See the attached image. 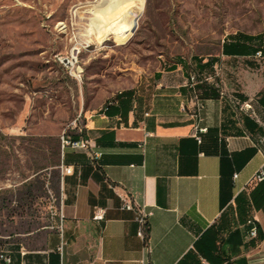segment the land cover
Segmentation results:
<instances>
[{"label":"crops","instance_id":"1","mask_svg":"<svg viewBox=\"0 0 264 264\" xmlns=\"http://www.w3.org/2000/svg\"><path fill=\"white\" fill-rule=\"evenodd\" d=\"M240 33L254 35L236 31L219 55L193 57L211 88L201 121L188 93L204 84L190 86L192 73L173 67L90 115L85 135L97 159L62 149L59 136L57 161L45 169L57 171L60 217L14 241L2 237L0 252L11 258L2 264H264V181L245 187L264 170V66L256 40L238 51ZM213 57L210 67L196 66ZM199 126L207 128L201 143ZM125 194L151 212L146 239Z\"/></svg>","mask_w":264,"mask_h":264},{"label":"rangeland","instance_id":"2","mask_svg":"<svg viewBox=\"0 0 264 264\" xmlns=\"http://www.w3.org/2000/svg\"><path fill=\"white\" fill-rule=\"evenodd\" d=\"M136 2L0 0V241L60 217L57 171L45 168L61 133H87L90 115L155 71L180 67L204 83L193 57L219 55L231 33L264 38V0H145L138 24ZM73 45L79 79L58 59ZM188 94L204 101L198 86Z\"/></svg>","mask_w":264,"mask_h":264},{"label":"built area","instance_id":"3","mask_svg":"<svg viewBox=\"0 0 264 264\" xmlns=\"http://www.w3.org/2000/svg\"><path fill=\"white\" fill-rule=\"evenodd\" d=\"M82 45V44H81ZM81 45L78 47H71V52L68 51L65 55H60L58 57L59 61L66 67L67 72L77 79L81 78L82 72H79L78 69L81 68L80 65V54H81ZM258 59L264 58V50L257 51L255 55ZM198 81H196V75L192 74L189 77L188 84L190 86H195ZM243 107L247 110H252L253 106L251 102H245L243 104ZM196 108H197V116L198 120H202V113L205 108L204 101L198 100L196 102ZM198 131L194 134L195 138L199 143L202 142V136L201 133L206 132L207 128L205 126H199ZM80 136L78 138H72L71 135L68 133H61L60 135V142H61V148L64 149L66 147H71L73 149H82L88 151L90 158L97 159L100 157L101 152L98 150H93L92 145L90 143V139L83 134L82 129H80ZM238 174L234 175V180L237 178ZM264 181V170L260 169L257 173H255L246 183L245 187H247L250 184L258 183ZM123 199V207L125 209L133 210L136 212L137 216L136 219L139 223L137 235L142 238L146 239V228L148 227V218L151 215V212L146 211L145 205L142 203H139L136 199L131 197L128 194H125L122 196ZM105 217V208L104 207H96L94 209L93 218L97 221L103 220ZM251 235H256V229L253 228L251 231ZM2 262H11V258L8 255L7 252H0V264Z\"/></svg>","mask_w":264,"mask_h":264},{"label":"trees","instance_id":"4","mask_svg":"<svg viewBox=\"0 0 264 264\" xmlns=\"http://www.w3.org/2000/svg\"><path fill=\"white\" fill-rule=\"evenodd\" d=\"M239 35L244 38V42H242V43H236L235 44V46H237V48H238V51H244L245 50L244 46H246V45L248 46V43H251L254 40H256L257 41V44H258V49L255 50L256 51L255 54L257 53V51H259L261 49L264 50V38L262 36H260V35H248V34H243V33H240ZM222 45H223V51H225L226 50V48H225L226 44L223 42ZM216 60H217V58L216 57H213V58L209 59V61H207V62L204 63L202 61V59H198V63H197L196 66L201 71V69H204L205 67H210L211 65H213ZM202 84H204V85H201L200 86L202 88L201 89V95L203 97H206L207 95L210 94L211 88L206 89V87H207L206 85H208L207 82H204ZM132 92L133 91L131 89L130 90H126V91H122L121 93H117L115 95L114 99L115 98H119V96L121 94H128V95H130V94H132ZM83 134H85L84 131H83ZM71 136H72V138L75 139V138H78L80 136V134L79 133H76V134L71 135Z\"/></svg>","mask_w":264,"mask_h":264},{"label":"bare ground","instance_id":"5","mask_svg":"<svg viewBox=\"0 0 264 264\" xmlns=\"http://www.w3.org/2000/svg\"><path fill=\"white\" fill-rule=\"evenodd\" d=\"M124 1V0H123ZM126 1V0H125ZM137 2V4H136V8H137V14H138V16L139 15H141V13H142V11H143V8H144V2H145V0H136ZM122 2V1H121ZM127 13V12H126ZM124 20H125V18H124ZM100 24V25H106V23H104L102 20H99V22H94V25L95 24ZM120 23H121V21H119V22H117V23H115V24H113L112 25V28L115 30L116 28H118L119 27V25H120ZM108 25V24H107ZM129 31V30H128ZM127 31V32H128ZM125 33V34H123V35H121L120 37H119V41H123L124 39H127V37L130 35V32H128V33ZM78 46H80V45H73V47H78ZM81 50H82V46H81Z\"/></svg>","mask_w":264,"mask_h":264},{"label":"water","instance_id":"6","mask_svg":"<svg viewBox=\"0 0 264 264\" xmlns=\"http://www.w3.org/2000/svg\"><path fill=\"white\" fill-rule=\"evenodd\" d=\"M139 18H140V16L137 17V19H136V23L138 22ZM137 24H138V23H137ZM137 24H136V26L133 27L132 32L135 31V29H136V27H137ZM78 71H79V72H82V68H79Z\"/></svg>","mask_w":264,"mask_h":264}]
</instances>
